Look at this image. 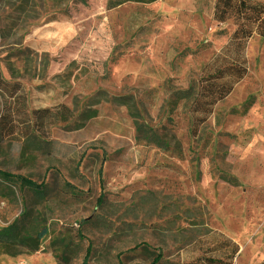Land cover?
I'll return each mask as SVG.
<instances>
[{"label": "rangeland", "instance_id": "obj_1", "mask_svg": "<svg viewBox=\"0 0 264 264\" xmlns=\"http://www.w3.org/2000/svg\"><path fill=\"white\" fill-rule=\"evenodd\" d=\"M215 2L0 0V229L42 234L0 264H264V39L199 126L177 100L235 30Z\"/></svg>", "mask_w": 264, "mask_h": 264}, {"label": "trees", "instance_id": "obj_2", "mask_svg": "<svg viewBox=\"0 0 264 264\" xmlns=\"http://www.w3.org/2000/svg\"><path fill=\"white\" fill-rule=\"evenodd\" d=\"M214 19L220 22L230 20L235 25L229 42L209 64V73L204 77L206 83L203 86V92L192 86L176 93L177 100H191L193 102V126H199L206 121L213 112L214 106L225 99L233 91L235 85L246 77L248 73L245 54L247 43L255 35L264 39V1L216 0ZM137 131L139 138H145L158 145L165 144L156 131L144 123L137 124ZM1 175V178L10 180V177ZM12 180L16 181L15 179ZM22 180L24 185L32 188L37 187L40 197L45 196L44 184L36 185L26 179ZM70 192L74 196H80L74 190H70ZM28 224V212L24 211L18 219L0 229V249L13 252L19 247L28 246L32 250H37L42 234L34 236L29 233L26 230ZM228 243L233 242L228 240ZM233 244L234 250L237 251V245ZM163 262V254L159 252L151 264Z\"/></svg>", "mask_w": 264, "mask_h": 264}]
</instances>
